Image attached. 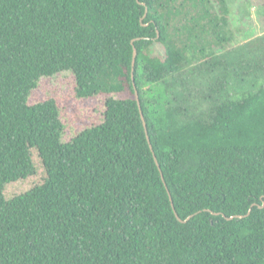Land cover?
<instances>
[{"label":"trees","instance_id":"16d2710c","mask_svg":"<svg viewBox=\"0 0 264 264\" xmlns=\"http://www.w3.org/2000/svg\"><path fill=\"white\" fill-rule=\"evenodd\" d=\"M234 1L0 0V264H264V31L234 43ZM65 71L106 96L69 140L29 102Z\"/></svg>","mask_w":264,"mask_h":264},{"label":"rangeland","instance_id":"374dc122","mask_svg":"<svg viewBox=\"0 0 264 264\" xmlns=\"http://www.w3.org/2000/svg\"><path fill=\"white\" fill-rule=\"evenodd\" d=\"M239 1L241 0L231 3L230 23L236 39L235 42L233 41L234 43L244 41L264 31V13H261L260 8L261 5H264V0H247L245 8L249 10L250 15L244 18L239 15ZM153 49L154 54L164 55V49L161 45L156 44ZM75 88L74 74L65 71L52 77L42 78L39 87L33 91L29 101L30 104L47 98H55L58 101L62 119L66 123V140L71 139L84 128L102 122L104 118L106 96L78 97ZM115 95L123 98L129 97L130 93L124 92Z\"/></svg>","mask_w":264,"mask_h":264},{"label":"water","instance_id":"95a60500","mask_svg":"<svg viewBox=\"0 0 264 264\" xmlns=\"http://www.w3.org/2000/svg\"><path fill=\"white\" fill-rule=\"evenodd\" d=\"M147 8H146V11H145V15L144 16H146L147 15ZM136 56H137V49H136V47L134 46V50H133V58H132V71H131V75H132V79H133V83H134V87H135V93H136V99H137V102H138V106H139V108H140V111H141V118H142V120H143V124H144V127H145V131H146V133H147V138H148V141H149V143H150V147H151V149H153L152 148V144H151V141H150V138H149V135H148V130H147V124H146V121H145V118H144V114H143V112H142V108H141V101H140V96H139V92H138V90H137V88H136V84H135V82H134V65H135V60H136ZM155 157V160H156V162H157V164H158V167L160 168V165H159V163H158V160H157V158H156V156H154ZM160 170H161V168H160ZM161 175H162V178H163V180H164V175H163V173H162V171H161ZM169 191V190H168ZM169 195H170V199H171V202H172V205H173V208H174V203H173V198H172V196H171V193H170V191H169ZM253 206V205H252ZM264 206V201H263V203L260 205V207H263ZM252 208V207H251ZM175 209V208H174ZM251 211V209L249 210V212ZM176 212V211H175ZM248 212V213H249ZM212 213H214V214H219L220 212H212ZM248 213L246 214V215H248ZM224 216H226L225 214H223ZM176 216L179 218V220H181V221H183V222H185V221H187L188 219H190L191 218V216H189L187 219H185V220H183L178 214H177V212H176ZM244 215H241V214H236V215H232V216H226V218H228V219H232V218H234V217H243Z\"/></svg>","mask_w":264,"mask_h":264}]
</instances>
